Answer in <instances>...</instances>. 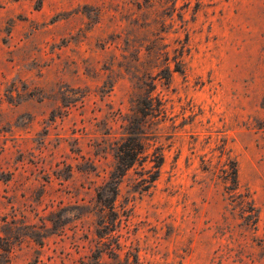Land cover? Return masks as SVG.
Instances as JSON below:
<instances>
[{"label": "rangeland", "instance_id": "1", "mask_svg": "<svg viewBox=\"0 0 264 264\" xmlns=\"http://www.w3.org/2000/svg\"><path fill=\"white\" fill-rule=\"evenodd\" d=\"M0 264H264V0H0Z\"/></svg>", "mask_w": 264, "mask_h": 264}, {"label": "trees", "instance_id": "2", "mask_svg": "<svg viewBox=\"0 0 264 264\" xmlns=\"http://www.w3.org/2000/svg\"><path fill=\"white\" fill-rule=\"evenodd\" d=\"M139 133L137 134L139 136V143L135 145H125L122 147V151L125 153L126 156V162L124 163L123 159L121 160V164H124V171H127L134 163L136 154H144V144L142 143L143 139L145 138V122L139 127ZM142 140V141H141ZM133 142H135L133 140ZM135 148H138L139 152H135ZM162 158L159 157V161L157 163V168L161 166ZM228 171L227 175L229 179H225L226 181L230 180L229 182L232 184L231 190H238L239 191V184H238V178H237V167L235 161H229ZM158 172V171H157ZM225 181V182H226ZM237 206L240 209V218L245 221H252V225L255 226V224L258 221V214L253 206L252 202L248 200V195L238 192V199L236 202ZM247 210L248 215L244 217V213ZM128 260V259H127Z\"/></svg>", "mask_w": 264, "mask_h": 264}]
</instances>
